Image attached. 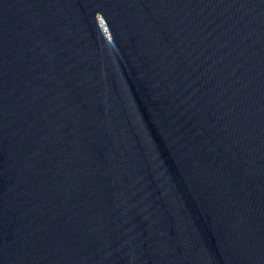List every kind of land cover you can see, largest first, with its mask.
Masks as SVG:
<instances>
[{"label": "water", "instance_id": "1", "mask_svg": "<svg viewBox=\"0 0 264 264\" xmlns=\"http://www.w3.org/2000/svg\"><path fill=\"white\" fill-rule=\"evenodd\" d=\"M0 264H264V0H0Z\"/></svg>", "mask_w": 264, "mask_h": 264}]
</instances>
